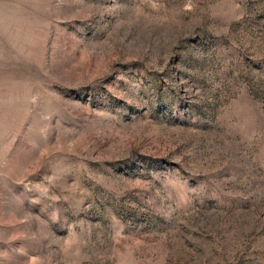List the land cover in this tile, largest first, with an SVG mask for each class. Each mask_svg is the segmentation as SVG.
Returning <instances> with one entry per match:
<instances>
[{"label":"rangeland","instance_id":"obj_1","mask_svg":"<svg viewBox=\"0 0 264 264\" xmlns=\"http://www.w3.org/2000/svg\"><path fill=\"white\" fill-rule=\"evenodd\" d=\"M0 264H264V0H0Z\"/></svg>","mask_w":264,"mask_h":264}]
</instances>
